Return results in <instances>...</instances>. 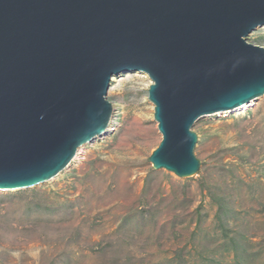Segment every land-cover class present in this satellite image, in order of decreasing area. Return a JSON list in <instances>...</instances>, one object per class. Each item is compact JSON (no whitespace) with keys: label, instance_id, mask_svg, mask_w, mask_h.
Segmentation results:
<instances>
[{"label":"water","instance_id":"1","mask_svg":"<svg viewBox=\"0 0 264 264\" xmlns=\"http://www.w3.org/2000/svg\"><path fill=\"white\" fill-rule=\"evenodd\" d=\"M259 27L264 0H0V191L52 180L104 135L128 72L152 81L150 162L193 177L197 120L264 96Z\"/></svg>","mask_w":264,"mask_h":264},{"label":"rangeland","instance_id":"2","mask_svg":"<svg viewBox=\"0 0 264 264\" xmlns=\"http://www.w3.org/2000/svg\"><path fill=\"white\" fill-rule=\"evenodd\" d=\"M247 41L264 47V27ZM145 73L113 78V115L57 177L0 191V264H264V96L201 117L199 173L150 158L163 136Z\"/></svg>","mask_w":264,"mask_h":264},{"label":"bare ground","instance_id":"3","mask_svg":"<svg viewBox=\"0 0 264 264\" xmlns=\"http://www.w3.org/2000/svg\"><path fill=\"white\" fill-rule=\"evenodd\" d=\"M247 106H245V107H242V108H240V109H238V110H236V111H240V110H243V109H245Z\"/></svg>","mask_w":264,"mask_h":264}]
</instances>
